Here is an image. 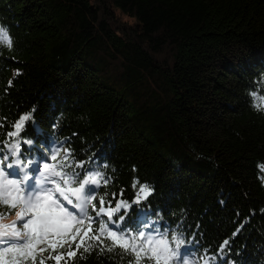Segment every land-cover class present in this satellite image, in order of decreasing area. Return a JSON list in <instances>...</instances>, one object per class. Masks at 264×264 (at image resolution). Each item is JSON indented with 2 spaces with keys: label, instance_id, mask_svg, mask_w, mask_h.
<instances>
[{
  "label": "trees",
  "instance_id": "trees-1",
  "mask_svg": "<svg viewBox=\"0 0 264 264\" xmlns=\"http://www.w3.org/2000/svg\"><path fill=\"white\" fill-rule=\"evenodd\" d=\"M0 28V151L31 171L71 149L110 178L98 196L148 185L128 227L177 230L189 264H264V0H0Z\"/></svg>",
  "mask_w": 264,
  "mask_h": 264
},
{
  "label": "snow or ice",
  "instance_id": "snow-or-ice-1",
  "mask_svg": "<svg viewBox=\"0 0 264 264\" xmlns=\"http://www.w3.org/2000/svg\"><path fill=\"white\" fill-rule=\"evenodd\" d=\"M0 40L12 44L4 28H0ZM29 119L26 115L15 123L10 135L16 137ZM20 146V142L9 143L10 152L0 151V204L15 210L16 216L14 221L4 223L5 213L0 212V264H46L49 260L70 264L81 248L84 252L119 248L132 258V264H189L186 249L194 242L186 241L177 230H161L156 222L128 227L129 210L151 195L148 185H141L131 202L124 200L122 193H112L106 199L107 193H98L110 178L91 162L77 161L71 149L62 157L59 150L51 153L50 162L47 153L29 161L32 169L25 171L27 165L19 158L11 159ZM106 240L110 242L107 245ZM222 244L230 248L229 240ZM63 248L68 251H58ZM45 252L49 253L47 257Z\"/></svg>",
  "mask_w": 264,
  "mask_h": 264
}]
</instances>
